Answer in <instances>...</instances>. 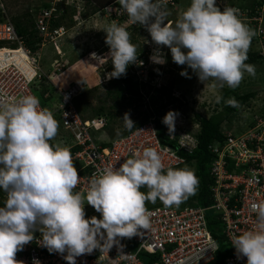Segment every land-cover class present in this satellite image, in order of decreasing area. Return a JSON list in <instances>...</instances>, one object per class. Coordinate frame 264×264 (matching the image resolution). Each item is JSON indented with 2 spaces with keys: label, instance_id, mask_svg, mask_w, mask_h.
Returning a JSON list of instances; mask_svg holds the SVG:
<instances>
[{
  "label": "clouds",
  "instance_id": "1",
  "mask_svg": "<svg viewBox=\"0 0 264 264\" xmlns=\"http://www.w3.org/2000/svg\"><path fill=\"white\" fill-rule=\"evenodd\" d=\"M118 3L127 13L128 22L121 24L113 20L100 28L106 33L109 51L103 56L90 53L96 66L111 61L113 69L106 73L107 79L126 75L127 67L137 61V46L127 31L129 23L140 24L150 34L151 42L156 45L150 56L153 63H166L161 47L166 46L173 62L186 65L200 82L214 81L213 88L226 85L235 89L245 73L255 76V66L246 61L256 32L242 20L239 9L225 6L221 10L216 0H190L173 23L168 20L169 0H118ZM49 8L42 7L36 18ZM64 32L57 36L55 44L47 43L58 54L61 51L57 42ZM0 42L1 47L4 42ZM43 46L32 51L35 57ZM65 68L58 71L55 68V75L48 74L52 81L44 82L57 92L59 101L58 87L63 86L54 79ZM187 68L180 75L191 78ZM82 82L80 79L72 82L82 84L79 94L84 90ZM45 93L44 99L49 100L52 92ZM222 99L221 95L215 96L217 104ZM224 102L240 107L235 98ZM178 115L169 110L162 119L170 134ZM96 116L106 119L105 125L94 131L99 141H103L102 146L127 134L100 138L98 134L105 130L107 117ZM122 120L129 132L135 128L128 112ZM57 134L58 121L48 108L41 107L37 96L10 95L0 90V190L6 194L0 206V264H23L16 260V254L34 240L36 231L41 234L37 243L49 253L60 254L68 264H76L77 257L97 249L101 254L109 253L113 246L117 247L119 257L126 258L120 239L131 238L141 234L140 229L151 227L146 202L154 204L159 199L166 207L179 206L197 191L198 178L194 171L188 167H166L154 147L131 152L119 167L112 164L97 168L87 186L74 191L80 175L67 146L71 143L56 142ZM85 203L100 213V218L95 215L86 218ZM250 208L255 214L253 227L233 233L230 240L237 259L246 257V264H264V199L252 202ZM33 264L39 262L34 260Z\"/></svg>",
  "mask_w": 264,
  "mask_h": 264
},
{
  "label": "built area",
  "instance_id": "2",
  "mask_svg": "<svg viewBox=\"0 0 264 264\" xmlns=\"http://www.w3.org/2000/svg\"><path fill=\"white\" fill-rule=\"evenodd\" d=\"M55 10L53 7L43 9L35 19L37 34L41 37L35 46L49 42L55 44L57 36L64 32V27L51 25V20L57 17ZM258 30L263 32L260 27ZM0 41L4 42L0 47V90L10 95L34 94L38 97L33 88L52 80L42 71L25 38L17 33L9 19L0 22ZM82 88L81 83L58 87L60 101L51 110L58 121V132L63 130L73 137V142L67 146L76 148L71 154L80 175V183L74 191L86 187L97 168L112 164L119 167L126 156L136 150L142 151L144 147L156 148L166 167L184 165L186 161L181 152L190 153L197 148V131L186 128L185 120L183 124L175 121L171 134L162 124V141L154 117L102 146L103 141H99L94 131L105 125V117H83L73 103ZM46 96L45 93L43 98ZM261 101L264 104V91ZM222 131L224 137L209 146L212 154L209 174L213 180L210 206L166 207L158 204L147 207L151 214L150 229H140L141 234L120 239L126 258L119 257L117 247L113 246L109 253L101 254L97 249L79 256L76 264H246V257L237 259L230 237L253 227L255 214L250 205L264 199V109L249 120L240 133L235 134L229 129ZM91 208L85 203L86 218L97 216L95 209L89 212ZM209 209L217 211L215 215L222 224L221 232L228 250L222 263L217 262L218 242L207 226L206 212ZM40 236L36 231L34 240L17 252L16 260L23 264H33L34 260L39 264H68L60 254L49 253L47 248L39 245Z\"/></svg>",
  "mask_w": 264,
  "mask_h": 264
},
{
  "label": "rangeland",
  "instance_id": "3",
  "mask_svg": "<svg viewBox=\"0 0 264 264\" xmlns=\"http://www.w3.org/2000/svg\"><path fill=\"white\" fill-rule=\"evenodd\" d=\"M92 5H88L85 0H0V15L3 19H9L11 22H21L27 24V19L36 18L40 9L46 5H51L58 11L64 10L69 17L66 20V29L62 38L57 42L61 53L58 54L52 45L45 43V45L36 54V60L45 74L53 75L51 73L54 66L61 69L55 76V82L62 86L64 82H68V85L77 80H82L84 83V104L89 107L98 106L104 99L105 91L107 89V83L109 79L106 78V73L111 72L110 66L112 65L109 60L108 63L103 66H96L97 62L90 58V53L96 52L98 55L103 56L109 51L108 45L105 43L106 33L101 30L106 24L113 20L118 23L124 24L128 22L127 13L123 11L118 3V0H91ZM254 0H216L217 5L223 10L225 6L235 7H250ZM190 4V0H169L168 20L175 22L177 14L182 8H186ZM94 6L101 8L94 14H89ZM256 5H254L255 7ZM2 8V9H1ZM257 13L250 15L247 10H239L240 16L243 21H263L264 20V0L259 6ZM103 9V10H102ZM115 14L116 18H111ZM112 15V16H111ZM72 18V19H71ZM259 22V21H258ZM260 27V24L257 26ZM261 28V27H260ZM263 29V28H261ZM127 31L130 33L131 42L137 46V61L130 64L127 67L129 74L135 79L147 80L151 85L158 88H164L172 97L174 102L162 98V103L165 104L159 108V113L156 115H150V118L154 117V120L161 121L165 114L169 110L177 112L179 115L176 118L179 120H185V127L190 131H197L198 123H196L195 114L199 113L205 117H209L213 114L224 113V102L232 96L226 95L225 90L229 89L226 85L223 88H213L214 81L209 80L205 83L200 82L198 77L190 68L186 65H177L172 60L170 49L166 46H161L165 55L166 63L156 64L150 60V56L156 45L151 42L150 34L140 24H130L127 27ZM255 38L260 37L255 35ZM255 46V45H253ZM252 46V47H253ZM251 47V46H250ZM261 49V46L258 47ZM263 50V49H261ZM2 52L0 53V56ZM88 57L86 59L85 57ZM142 62V63H141ZM255 66V76L244 74L243 80L238 87L234 90L238 95L249 94L254 92L252 98L246 100L244 103H239V111L231 117V121L222 123L223 129H229L233 133L238 134L241 132L240 127L244 126L254 116L258 115L264 108L262 95L264 91V59H258L254 63H249ZM79 66V68H77ZM81 68V69H80ZM187 68L188 74L191 78L180 75L183 69ZM80 69V70H79ZM68 76L67 79L63 78V75ZM79 75V76H78ZM44 82H41L39 89L42 86H47ZM43 89V88H41ZM40 89V90H41ZM53 90V89H52ZM50 92V90L48 91ZM52 97L49 100L39 98L43 107L52 110L54 104H58L57 92L51 91ZM221 95L223 99L219 104L215 102V96ZM144 102V100H143ZM181 102V103H180ZM143 107L122 105L123 109H119L114 114V119L108 124V128L104 131H100L98 135L100 138H108L117 133L122 132L124 128V122L122 120L125 112L130 114V118L135 122L140 119V115L143 111H148L146 103ZM108 106V101H106ZM121 108V107H120ZM141 108L143 109L141 111ZM140 113V114H139ZM88 114H91L89 110ZM152 120V119H151ZM182 126L184 129L185 127ZM64 142L65 144L72 143L73 137L64 133L63 130L58 132L56 142ZM188 167L194 171L193 164H184L180 168ZM2 191V190H0ZM6 194L0 197L2 199ZM150 203V202H149ZM156 204H162L157 199ZM94 208L89 209L92 212ZM87 211V209H85ZM217 211L215 209H209L208 215H215ZM100 213L97 212V216Z\"/></svg>",
  "mask_w": 264,
  "mask_h": 264
},
{
  "label": "trees",
  "instance_id": "4",
  "mask_svg": "<svg viewBox=\"0 0 264 264\" xmlns=\"http://www.w3.org/2000/svg\"><path fill=\"white\" fill-rule=\"evenodd\" d=\"M88 5L91 4V0H85ZM178 2V0H174ZM263 3V0H254L252 3V6L250 7H239V10L245 9L250 15L256 14L258 8H255L256 6H259ZM254 5H256L254 7ZM50 5H46L44 7L49 8ZM101 8H98L97 6L93 5L92 10L89 14H94L95 12L99 11ZM103 10V9H102ZM59 16L51 20V25L53 26H60L64 25L66 26V20L69 17V15H66L64 10L58 11ZM1 14V13H0ZM112 16V15H111ZM116 18L115 14L111 18ZM70 18V17H69ZM72 19V18H71ZM3 18L0 15V21H2ZM246 22L255 32L257 36L260 37H253L251 41V47L248 50L247 56L248 59L246 63H254L258 59H264V20L263 21H253L249 22L248 20L244 21ZM27 24L21 23V22H14L16 31L19 35H22L25 38V43L28 47L31 48L33 52H35L39 46H35V43L39 42L41 37L37 34V29L35 27L34 19L30 18L27 19ZM260 24V27L263 28V32L259 33L258 25ZM2 42H0V45ZM255 45V46H253ZM253 46V47H252ZM261 46V49H258V47ZM88 59V57H85ZM89 60V59H88ZM79 68V66L77 67ZM81 69V68H80ZM79 69V70H80ZM113 69V65L110 66V70ZM55 67H52L51 73L55 75ZM79 76V75H78ZM63 78L67 79L68 76L66 74L63 75ZM147 80L133 78L128 71H126V75L121 76L120 78H112L107 83V89L105 91V96L103 101L96 107H89V105L84 104L83 99L85 97L84 91L79 94L74 99V104L78 108L79 112L83 117H90L95 115L103 114L107 117V124L104 129L108 128V124L114 119V114L119 109H123L122 105L125 106H133L134 109H138L137 107H143L142 105L147 104L148 111H143L140 115V119L135 121V127L143 123L144 121H147V119L150 117V115H156V113H159V108H161L163 105L162 103V97L165 96L167 101L170 100L172 103L174 102L173 99H176L175 97H172L170 95V92H168L164 88H158L157 86L151 85ZM41 84V83H40ZM68 85V82H64L62 86ZM40 86V85H39ZM39 89L37 86L33 88L36 95H38L39 98L46 100L43 98V94L45 92L52 91V86H42ZM226 95L232 96L235 98L238 103H244L246 100L253 97L254 92H250L249 94H241L238 95L234 89H226L225 90ZM50 93L49 95H51ZM225 96V95H224ZM223 96V97H224ZM48 99V98H47ZM144 100V102H143ZM106 101H108V106H106ZM181 103V102H180ZM121 107V108H120ZM89 110H91V114H88ZM143 109L141 108V111ZM237 110L239 111V108L232 107L229 105L224 106V113L221 112L219 114H213L209 117H205L199 113L195 114L196 122L199 124V130L196 134L198 139L197 148L190 152L186 153L184 151L181 152V155L185 157V164H193L194 165V173L196 177L198 178V187L195 195L190 196L186 201L180 204V206H192V205H201L203 207H208L212 204V194H211V186L213 184V180L209 174V164L212 159V154L209 151L210 144L218 139H222L223 136V128L222 123L227 120V122L231 121V117L236 114ZM140 114V113H139ZM158 125V136L160 140L164 141V136L162 132V124L161 121H157ZM243 128V126L240 127V129ZM129 131L124 129L122 132L117 133L113 136H110L111 139L122 136ZM76 150V148H71V153ZM180 168V167H178ZM142 191L145 193L147 192L146 188H142ZM3 191H0V197L3 196ZM5 197L0 199V206H3ZM156 203H149L146 202V207L153 206ZM206 219H207V226L209 232L212 234V236L217 240L218 242V251H217V262L222 263V260L228 255V250L226 249L224 236L222 235V224L220 220L217 218L216 215H208L206 212Z\"/></svg>",
  "mask_w": 264,
  "mask_h": 264
},
{
  "label": "bare ground",
  "instance_id": "5",
  "mask_svg": "<svg viewBox=\"0 0 264 264\" xmlns=\"http://www.w3.org/2000/svg\"><path fill=\"white\" fill-rule=\"evenodd\" d=\"M19 54V52H17ZM177 123L179 124H183L184 123V120H182L181 118L177 121Z\"/></svg>",
  "mask_w": 264,
  "mask_h": 264
}]
</instances>
